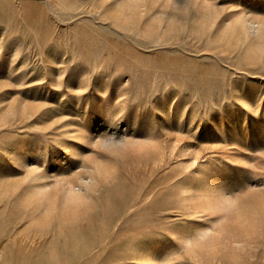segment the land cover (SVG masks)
Listing matches in <instances>:
<instances>
[{
  "label": "rangeland",
  "instance_id": "374dc122",
  "mask_svg": "<svg viewBox=\"0 0 264 264\" xmlns=\"http://www.w3.org/2000/svg\"><path fill=\"white\" fill-rule=\"evenodd\" d=\"M0 264H264V0H0Z\"/></svg>",
  "mask_w": 264,
  "mask_h": 264
}]
</instances>
